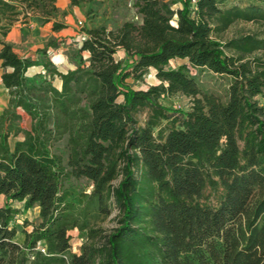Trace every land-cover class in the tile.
Returning a JSON list of instances; mask_svg holds the SVG:
<instances>
[{
    "label": "trees",
    "instance_id": "trees-1",
    "mask_svg": "<svg viewBox=\"0 0 264 264\" xmlns=\"http://www.w3.org/2000/svg\"><path fill=\"white\" fill-rule=\"evenodd\" d=\"M15 1L0 0L2 36L20 14ZM20 2L44 22L56 10L55 0ZM179 2L136 0L140 25L88 29L77 66L62 72L49 60L39 84L26 77L35 63L1 43L10 102L0 114V195L38 208L39 219L23 222L19 243L20 211L0 207V264H264V7ZM238 23L257 30L225 40ZM190 67L230 77L225 99L204 92ZM151 69L158 84H129ZM178 94L189 111L163 105ZM73 179L92 191L73 198ZM74 230L87 236L79 253Z\"/></svg>",
    "mask_w": 264,
    "mask_h": 264
},
{
    "label": "rangeland",
    "instance_id": "rangeland-1",
    "mask_svg": "<svg viewBox=\"0 0 264 264\" xmlns=\"http://www.w3.org/2000/svg\"><path fill=\"white\" fill-rule=\"evenodd\" d=\"M11 2V0H5ZM21 0L13 2L19 6V15L14 20V25L23 26L30 23L31 28L23 26L29 29L30 39L26 46H19L18 49L23 55H27L28 58L34 60L40 67L41 72L33 75V83L39 84L49 78L48 72L44 68L45 63L49 60L62 72H66L69 68H75L78 64L79 48L81 45V37L86 33L88 29L107 28L108 30H115L124 22H134L137 25L142 23V15L138 11V7L135 5L136 0H82L79 6H74L71 0H55L56 10L51 16L50 22H44L38 17H35L33 12L28 10V14L23 12ZM172 3L173 7L181 6L179 0H168ZM251 3L258 4L264 7V0L258 2L257 0H227V5L231 6L237 4L245 6ZM25 6L26 3L23 2ZM82 22L83 26L80 25ZM54 23L63 24L65 27L59 31L53 29ZM7 20L0 25V35H2V29H6ZM12 26H9L8 31ZM257 30V27L253 24L238 23L234 25L224 36L225 40L234 38L241 34L252 32ZM50 43H54L50 46ZM47 51L44 54L43 51ZM83 56L87 57V53H83ZM184 63V61L173 62L171 67H176L178 64ZM39 68L31 71H38ZM191 72L194 73V77L199 83L204 92L213 93L225 99L228 88L232 82V79L228 76H221L212 73L207 69H196L191 67ZM129 84L135 89H147L150 85L158 84L155 76V70L151 69L145 76L144 81L136 82L129 80ZM52 84L58 88L60 78L55 77L52 80ZM2 95L0 94V114H2L8 107L9 102L2 104ZM163 105L168 108L176 109V111L186 112L191 107V99L182 95H174L162 101ZM22 115L21 128L30 129L31 118L19 110ZM140 124H144L147 119V112H141L138 115ZM23 135H20L18 139H21ZM67 137L56 145L57 153L63 152L66 144ZM70 191L73 194V198H77L81 193H90L93 189L91 183L87 180H71L68 183ZM209 194V191L207 192ZM10 204L13 208L20 211L18 217H16L14 226L18 228V235L16 241L21 243L23 241L22 225L25 220L30 222H37L39 219L38 208H32L26 210L24 208V202H7L4 196L0 195V207ZM211 203L215 204V200L211 199ZM111 218L104 224V227H111L114 223ZM72 234V249L74 252H79L81 246L87 241L86 233H82L78 230L71 232Z\"/></svg>",
    "mask_w": 264,
    "mask_h": 264
},
{
    "label": "crops",
    "instance_id": "crops-1",
    "mask_svg": "<svg viewBox=\"0 0 264 264\" xmlns=\"http://www.w3.org/2000/svg\"><path fill=\"white\" fill-rule=\"evenodd\" d=\"M23 26H28V27L31 28L32 25L30 23H28V24L23 25ZM23 26L14 25L8 31L6 36L0 35V51L2 49V44L1 43H7V44L12 45L14 51L21 58L34 62L35 65L30 67L28 69L27 73H26V77L29 78V79H32V77H34L33 75L39 74L41 72L40 67H42V66L38 65L34 60L28 58L27 55H23L22 52H20L19 49H18V47L21 46V45L22 46H26V44L28 43V41L30 39V36H31L30 34H28L29 29L25 28ZM36 68H39V70L38 71H31V70L36 69ZM73 69L74 68H69V69H67V71L73 70ZM5 71H6V69L2 67V62L0 61V94L3 96L2 97V102H1L2 104H5V102H10L9 89L6 88V86L3 83V79H2V76H3ZM60 83L62 84L61 79H60ZM58 89H61V85L58 87ZM76 253H79V252H76Z\"/></svg>",
    "mask_w": 264,
    "mask_h": 264
},
{
    "label": "built area",
    "instance_id": "built-area-1",
    "mask_svg": "<svg viewBox=\"0 0 264 264\" xmlns=\"http://www.w3.org/2000/svg\"><path fill=\"white\" fill-rule=\"evenodd\" d=\"M195 2H196V0H193V3H195ZM174 24H175V23H174ZM80 25L83 26L82 22H80ZM86 38H87V35H86V33H85V34L81 37V43L84 42V41L86 40ZM190 69H191V67H190ZM190 74H191V75H194V73L191 72V70H190ZM41 251H42L43 253H46V248H45V247H41Z\"/></svg>",
    "mask_w": 264,
    "mask_h": 264
}]
</instances>
